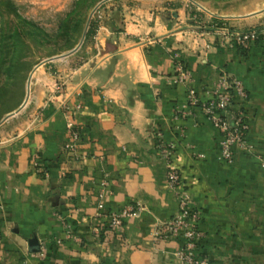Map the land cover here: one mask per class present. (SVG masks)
<instances>
[{
    "label": "crops",
    "instance_id": "crops-1",
    "mask_svg": "<svg viewBox=\"0 0 264 264\" xmlns=\"http://www.w3.org/2000/svg\"><path fill=\"white\" fill-rule=\"evenodd\" d=\"M174 1L180 5L144 0L113 18L114 34L100 39L90 62L34 70L29 111L0 130V264H179L180 241L153 237L178 210L160 154L168 142L200 210L201 251L210 264H264V39L248 49L223 48L211 27L262 25L264 9L221 17ZM178 61L203 101L221 75L244 85L246 147L234 149L231 164L219 160V133L201 109L186 112L187 84L173 79ZM128 204L141 210L121 229L110 227L107 215ZM32 240L38 251H29Z\"/></svg>",
    "mask_w": 264,
    "mask_h": 264
},
{
    "label": "rangeland",
    "instance_id": "rangeland-1",
    "mask_svg": "<svg viewBox=\"0 0 264 264\" xmlns=\"http://www.w3.org/2000/svg\"><path fill=\"white\" fill-rule=\"evenodd\" d=\"M142 1L0 0V130L13 129L17 115L23 109L29 111L26 106L31 94L36 93L34 70L38 66L45 65L54 73L73 69L84 59L90 62L91 55L100 50V39L114 34L111 20L118 21ZM156 1L160 7L180 5L174 0ZM183 1H187L188 9L197 6L201 14L221 17L245 16L264 9V0ZM102 26L105 29L101 32ZM56 58L67 60L58 66L52 63Z\"/></svg>",
    "mask_w": 264,
    "mask_h": 264
},
{
    "label": "built area",
    "instance_id": "built-area-1",
    "mask_svg": "<svg viewBox=\"0 0 264 264\" xmlns=\"http://www.w3.org/2000/svg\"><path fill=\"white\" fill-rule=\"evenodd\" d=\"M216 43L223 48L248 49L257 41L264 39V24L241 28L227 23L213 22L211 24ZM174 82L186 83V112L199 107L210 125L218 131L219 152L218 158L224 164L234 161V149L246 147L248 125L245 121L244 105L247 103V92L242 82L231 76L221 75L217 85L210 93L209 99L203 101L195 89L189 85V72L182 61L175 65ZM67 127L72 137H77L71 119L67 120ZM174 142L161 143L160 154L166 163L167 186L174 190L178 205L177 212L157 225L153 230V237L157 240L178 239L179 246L174 256L179 264H210L209 258L201 251L203 231L200 227L201 214L195 205L191 194L184 188L180 171L171 161L175 153ZM264 169V161H261ZM46 174V172H45ZM108 181L104 178L100 182V191L97 195L98 215L104 211L103 197ZM141 210L140 205L128 204L118 211L110 212L107 216L110 227L121 229L126 219ZM66 236L74 235L66 232ZM56 242H60L59 239Z\"/></svg>",
    "mask_w": 264,
    "mask_h": 264
},
{
    "label": "water",
    "instance_id": "water-1",
    "mask_svg": "<svg viewBox=\"0 0 264 264\" xmlns=\"http://www.w3.org/2000/svg\"><path fill=\"white\" fill-rule=\"evenodd\" d=\"M10 114H13V113H10ZM38 250H39V246H38L36 240L30 241L29 251L30 252H35V251H38Z\"/></svg>",
    "mask_w": 264,
    "mask_h": 264
}]
</instances>
